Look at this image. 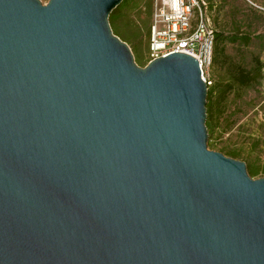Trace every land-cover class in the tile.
<instances>
[{
	"label": "water",
	"instance_id": "obj_1",
	"mask_svg": "<svg viewBox=\"0 0 264 264\" xmlns=\"http://www.w3.org/2000/svg\"><path fill=\"white\" fill-rule=\"evenodd\" d=\"M124 0H0V264H264V179L208 149L196 59L139 67Z\"/></svg>",
	"mask_w": 264,
	"mask_h": 264
},
{
	"label": "rangeland",
	"instance_id": "obj_2",
	"mask_svg": "<svg viewBox=\"0 0 264 264\" xmlns=\"http://www.w3.org/2000/svg\"><path fill=\"white\" fill-rule=\"evenodd\" d=\"M204 2L213 27L226 38L227 59L211 68L212 86L217 93L231 87L232 71L238 68L254 78L248 87H232L220 103L216 93L208 149L245 163L253 180L264 179V0ZM153 11V0H124L109 19L114 35L130 47L141 68L151 61Z\"/></svg>",
	"mask_w": 264,
	"mask_h": 264
},
{
	"label": "built area",
	"instance_id": "obj_3",
	"mask_svg": "<svg viewBox=\"0 0 264 264\" xmlns=\"http://www.w3.org/2000/svg\"><path fill=\"white\" fill-rule=\"evenodd\" d=\"M153 4L148 45L151 61L175 53L189 55L197 60L208 89L212 87L216 30L207 4L204 0H153Z\"/></svg>",
	"mask_w": 264,
	"mask_h": 264
},
{
	"label": "trees",
	"instance_id": "obj_4",
	"mask_svg": "<svg viewBox=\"0 0 264 264\" xmlns=\"http://www.w3.org/2000/svg\"><path fill=\"white\" fill-rule=\"evenodd\" d=\"M215 28V27H214ZM227 59L226 56V38L225 33L223 31L217 32L216 31V47H215V53H214V59H213V66L218 65L221 63V61H224ZM233 77H232V84L231 87L228 86V88H225L224 90H221V92L217 93V86H212L208 90V98H207V122L206 125L208 128H210V125L213 121V112L216 105V101L214 100L216 93L219 94V103L222 99H224L226 93L230 92L234 87L237 88H243L250 86L254 78L249 75L247 72L242 71L240 68L234 69L233 71Z\"/></svg>",
	"mask_w": 264,
	"mask_h": 264
}]
</instances>
